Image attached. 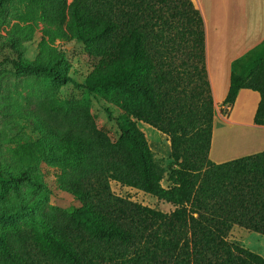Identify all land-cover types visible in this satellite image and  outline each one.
<instances>
[{"label":"trees","instance_id":"obj_1","mask_svg":"<svg viewBox=\"0 0 264 264\" xmlns=\"http://www.w3.org/2000/svg\"><path fill=\"white\" fill-rule=\"evenodd\" d=\"M5 1L0 0V12ZM22 22L41 28L43 41L77 33L95 59L87 89L102 91L125 117L111 143L96 128L88 102L52 97L34 102L33 126L77 157L58 181L79 207L71 212L47 207L41 232L5 233L0 264H264L261 256L226 240L235 226L264 236V151L220 164L208 160L213 98L205 24L193 1L28 0ZM11 39L0 45V66L63 80L51 67L22 62ZM259 47L233 62L222 105L232 106L240 89L256 91L253 122L264 126ZM254 52V60L243 64ZM136 121L169 138L176 163L169 189L160 185L161 173ZM111 181L174 209L162 213L116 197Z\"/></svg>","mask_w":264,"mask_h":264},{"label":"rangeland","instance_id":"obj_2","mask_svg":"<svg viewBox=\"0 0 264 264\" xmlns=\"http://www.w3.org/2000/svg\"><path fill=\"white\" fill-rule=\"evenodd\" d=\"M27 2H4L0 12V45L16 37L17 40H11L19 48L22 62L51 67L63 76V80L56 81L47 72L23 74L10 65L0 66V242L5 233L14 229L35 228L41 232L39 220L47 207L60 212H71L79 207V202L63 190L58 181L61 171L72 165L77 157L62 152L54 140L42 136L33 126L34 102L50 97L60 103L88 102L96 128L111 143L117 140L118 123L125 117L121 109L103 98L102 91L87 89L95 59L84 51L77 33L70 32L60 40L43 41L41 28H30L22 22ZM256 52L263 53L264 44ZM256 52L243 64L254 60ZM214 111L217 112L216 108H213V117ZM220 113L225 114L224 111ZM136 125L144 134L161 173V187L169 189L176 163L171 157L168 136L141 121H136ZM110 190L116 197L155 211L168 214L174 209L170 203L115 181L110 182ZM226 240L264 259V236L235 226Z\"/></svg>","mask_w":264,"mask_h":264},{"label":"crops","instance_id":"obj_3","mask_svg":"<svg viewBox=\"0 0 264 264\" xmlns=\"http://www.w3.org/2000/svg\"><path fill=\"white\" fill-rule=\"evenodd\" d=\"M192 1L205 24L207 71L213 108L217 111L208 159L220 164L263 152L264 126L253 122L259 93L240 89L232 106H223L222 102L233 62L264 43V0Z\"/></svg>","mask_w":264,"mask_h":264}]
</instances>
